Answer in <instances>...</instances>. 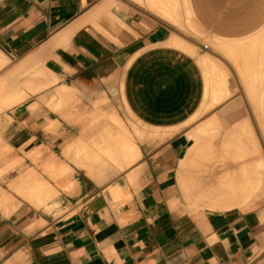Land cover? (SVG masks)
<instances>
[{
    "label": "crops",
    "instance_id": "obj_1",
    "mask_svg": "<svg viewBox=\"0 0 264 264\" xmlns=\"http://www.w3.org/2000/svg\"><path fill=\"white\" fill-rule=\"evenodd\" d=\"M263 25L264 0H0V264H264V91L226 98L214 56L258 91Z\"/></svg>",
    "mask_w": 264,
    "mask_h": 264
},
{
    "label": "rangeland",
    "instance_id": "obj_2",
    "mask_svg": "<svg viewBox=\"0 0 264 264\" xmlns=\"http://www.w3.org/2000/svg\"><path fill=\"white\" fill-rule=\"evenodd\" d=\"M235 7H236V12L235 13L236 14H240V15L242 13L244 14L245 12H247L248 9L252 8V6H246V5H237ZM241 17H243L245 19L244 31L248 35H251V36H249L250 40H254L255 38L257 39V33L260 32V31H258V30H254L253 31V29L255 28V26H260V23H257L256 22L257 20L253 19L252 17H250L248 15H244V16H241ZM237 40H239V39H237ZM225 42H227V41L221 40L219 42V44H216V48L215 49L220 51V53L219 54H214V56L219 59V60H215V62H220L221 63V64H219V66L217 65V67L218 68L221 67L220 68L221 72L224 73V84H226V87L229 86L228 85V80L234 82V78H239L238 81H240L242 83V85H233L232 88H234L235 91H229V93L226 96V98H230V97L234 96L233 93H236L235 96H238V97L243 99V102H241V105L243 106V108L255 112V116H257V115H259V113H258L259 110H258L257 105L255 104L256 103V97H257L258 93H260V94L263 93L264 85L261 86L258 89V91H257V89L254 90L253 86H249V85H246V84L244 85L243 84V82H244L243 75H240L238 73V71H237L238 69L236 68V66L229 60L227 54L223 53L221 51V48L219 47L221 44H223ZM204 75H205V72H204ZM205 78H206V76H205ZM254 80H252V81H254ZM214 88L218 89V90H222V85L221 84H216V86ZM225 104L227 105L229 103L228 102H224L222 100L219 103L213 104V106L211 108H218V106L221 108ZM256 120H259V122L261 123V130H262V134L264 135V122H263V119H261V117L258 116V117H256ZM214 137H217L218 139H221L222 134L221 133H216L214 135ZM217 147H218V145L215 144V150L216 151H217Z\"/></svg>",
    "mask_w": 264,
    "mask_h": 264
},
{
    "label": "bare ground",
    "instance_id": "obj_3",
    "mask_svg": "<svg viewBox=\"0 0 264 264\" xmlns=\"http://www.w3.org/2000/svg\"><path fill=\"white\" fill-rule=\"evenodd\" d=\"M262 59H263V63H264V54H262Z\"/></svg>",
    "mask_w": 264,
    "mask_h": 264
}]
</instances>
